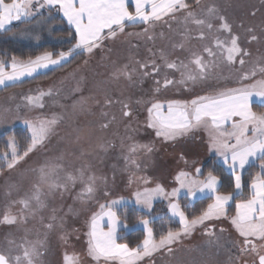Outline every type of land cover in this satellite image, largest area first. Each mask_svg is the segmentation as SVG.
Segmentation results:
<instances>
[{
  "label": "rangeland",
  "instance_id": "374dc122",
  "mask_svg": "<svg viewBox=\"0 0 264 264\" xmlns=\"http://www.w3.org/2000/svg\"><path fill=\"white\" fill-rule=\"evenodd\" d=\"M187 2L194 3V0ZM209 6H214L218 14L226 18L232 27V33L239 37L240 47L249 53L243 57L246 61L243 66L239 59L233 65L218 60L219 66L210 70L207 79L195 84H174L156 92V81L159 80L162 84L165 74L176 81L181 78L179 71L163 66L161 51L169 61L175 60L177 63H187L192 52L202 54L207 60L209 58L203 53V48L206 45L212 46L213 36L230 40L227 32H217L215 28L212 33L204 29L206 39H198L195 26L189 25L192 30L191 38L183 41V49L174 47L183 40L181 33L184 27L180 22L183 13H178L176 20L159 22L149 30L148 35L153 39H148V36H129V33L142 32L147 25L128 23L131 26L125 27L123 33L118 32L115 38L105 39L101 47L94 49L91 54L83 52L76 63L65 69H58L48 77L25 81L36 78L39 73L60 67L68 60L55 67L49 65L52 68L47 70L38 69L31 76L25 75L16 82H9L7 86L0 85V134L20 127L25 130L26 140L29 139L30 143L31 132L24 121L36 122L38 118H51L53 115L58 117L54 134L43 146L30 152L12 169H8L4 163V153H8L10 159L9 140L15 141L19 153L25 145L22 146L14 136L4 140L5 147L0 149V219L9 206L14 215H19L21 205L12 202L19 201L32 192L33 185L39 182L38 172L32 169H37L46 161L52 160L63 166V171L60 172L62 180L66 173L77 175V170L81 168L85 169L86 174L103 178L97 181L95 197L87 203L75 198L82 188L77 181L75 185L69 183L68 190L63 195L59 191L51 196L46 195L47 206L35 215H27L24 221L18 220L15 224L0 223V251H8L10 240L15 242L11 246L13 255L20 252L15 245L23 243L25 239L42 240V264H64L65 253L78 254L80 264H96L86 254L85 234L88 231L86 221L92 213L98 211L100 203L123 198L116 211L125 204H133L144 213H153L155 210V215L146 217L151 220L158 218L162 212L172 216L168 208L170 201L178 203V198L182 196L192 199L203 195L197 192L194 197H189L187 188H184L175 197H156L151 209H148L136 204L133 193L144 188H155L157 184L162 185L166 192H171L180 187L175 180L178 172L185 171L192 178L199 179L196 177V169L201 164L196 166L195 162L201 158V163H204L211 155L217 156L215 150L209 151V135L207 131L203 133L204 128L198 129L199 135L203 129V137L198 136L194 144L188 142V135L174 141H164L163 138L156 137L155 130L147 126V108L150 107L148 101H191L199 96H214L219 91L240 87L239 77L244 72L264 66V0H201V8L206 9ZM129 7L132 11L135 10L131 5ZM196 11L198 15H202L200 8ZM211 22L218 28V19ZM252 36L257 39L252 40ZM75 43L76 34L71 47ZM213 50L219 51L214 46ZM11 59L7 62L11 63ZM137 60H154L161 65L160 74L143 78L137 74L133 75L131 81L123 76L119 79L113 77L112 73L125 64L138 68L135 64ZM5 71L11 72L12 69L6 68ZM148 71L151 72V68ZM255 78H260L259 73ZM252 82L251 79L243 81L244 84ZM14 83L15 86L9 87ZM50 89L52 94L43 97V108L29 106L24 99L25 96H36L41 91L47 93ZM108 100L111 103H106ZM125 103L131 112L127 117L123 115ZM252 103L264 105L256 97H253ZM163 111L167 112L166 103ZM105 124L107 127H103ZM132 144H147L152 148L151 152L140 149L135 153L133 158L139 167L125 161V156L130 155L129 147ZM217 157L216 160H223L222 157ZM241 171L238 173L241 174ZM43 190L47 193L46 187ZM106 192L108 195H105ZM53 215L56 216L55 220L51 219ZM173 218L179 223L178 218ZM225 222L215 220L209 225L205 222L204 225L197 226L191 235L181 238L188 237L186 247L174 249L173 244L170 253L167 249H160L150 257L143 258L138 264H230L228 238H222L217 233L210 238L201 236V232H206V229L209 232H222L218 228L227 229ZM48 224L53 227L47 228ZM134 226L142 230L143 241L146 236L143 225L138 221ZM131 229L132 226L126 229L121 227L120 236L126 235ZM117 243L124 244L118 240ZM100 264L104 262L101 261Z\"/></svg>",
  "mask_w": 264,
  "mask_h": 264
},
{
  "label": "snow or ice",
  "instance_id": "6c2138e0",
  "mask_svg": "<svg viewBox=\"0 0 264 264\" xmlns=\"http://www.w3.org/2000/svg\"><path fill=\"white\" fill-rule=\"evenodd\" d=\"M130 5L134 7V12L129 11ZM56 6L59 7L68 23L75 28L76 43L67 52L61 51L55 59L52 58L53 53L46 51L35 58L29 57L25 60L13 56L11 63L0 60V85L7 86L9 82H16L25 75L31 76L38 69L47 68L49 65H60L76 54L77 50L91 54L94 49L101 47L105 39L115 38L118 32L123 33L126 23L147 25L142 32L129 33V36H148V39H153L151 35H148L149 30L159 22L168 23L169 19L176 20L178 13H183L180 20L184 27L181 33L183 40L174 47L183 49V41L191 38L192 30L188 27L189 25L195 26L198 39H206L204 29L212 33L215 28L217 32H227L230 40H221L218 36H213L212 46L206 45L203 48V53H206L209 58L207 60L202 54L192 52L187 63L184 61L177 63L175 60L169 61L165 53L161 51L160 59L163 61V66L166 69L179 71L181 78L176 81L165 74L162 84L159 80L156 81L158 85L156 92L174 84L187 85L189 82L195 84L207 79L210 70L219 66L218 60L233 65L239 59L240 65L243 66L246 63L243 57L249 55L247 50L240 47L239 37L232 33V27L226 18L220 16L214 6L201 8V0H194V3H188L187 0H43V3L40 0H11V2L0 0V30H7V26L14 21L31 18L44 7ZM198 8L201 9L202 15L197 14ZM213 19L220 21L218 28L211 22ZM248 31L251 32V29ZM251 39L256 40L257 37L252 36ZM213 46L219 51H214ZM135 64L138 68L125 64L122 68L116 69L112 73L113 77L119 79L123 76L131 81L133 75L137 74L141 78L160 74L161 65L156 64L154 60L145 62L137 60ZM6 68H11L12 71L7 72ZM149 68L151 72L148 71ZM258 73L260 78L256 79ZM239 79L240 87L219 91L214 96H199L191 101H148L150 107L147 108V126L154 129L156 137L163 138L164 141H174L196 129L204 128L209 135V151L215 150L217 156L222 157L223 163L231 169L235 180L234 191L220 192L219 177L213 175L211 171L203 180L192 178L190 173L180 171L175 176L180 187L174 188L171 192H166L160 184H157L155 188H144L142 191L134 192L136 204L148 209H151L156 197H175L184 188H187L189 197H194L197 192H207L212 197V202L198 216H193L191 219L181 210L178 203L170 201L169 212L172 217L179 218L180 227L177 230L169 228L166 233L160 235L158 240L155 239L153 230L149 227L151 221L146 217L140 218L139 223L143 225L146 236L134 248L117 243V240L122 238L119 229L129 227L126 220H121L115 210L123 198L100 203L98 211L92 213L86 221L88 231L85 234L87 236L86 254L96 264H100L101 261L104 264H138L143 258L150 257L160 249H167L170 253L171 246L179 242L182 237L191 235L197 226L204 225L206 221L212 219L227 218L226 207L239 195L242 187L241 174L237 172V169L242 170L256 160L261 161L259 165L261 172L250 185L252 195L247 200H238L235 205V215L230 217L231 225L242 238V243L233 242L234 245H238L239 255L234 261L230 260V264H238L241 258L247 255L255 256L253 264H264V112H254L251 108L253 97L259 98L264 103V66H257L251 71L244 72ZM249 79L253 82L243 83ZM51 94L50 89L47 93L41 91L36 96L29 95L24 99L29 106L43 108V97ZM106 103L111 101L108 100ZM165 103L166 113L163 111ZM128 108V104H123L125 117L131 115ZM24 123L31 132L30 143L21 155L17 151L15 141L9 140L10 159L9 154L4 153V163L8 169L14 168L30 152L44 145L54 134L58 117L53 115L51 118H38L36 122L26 120ZM140 149L152 151L147 144H132L129 147L130 155L125 156V161L139 167L133 157ZM181 158L183 159V156ZM32 171L38 172L39 182L33 185L30 194H26L19 201L12 202V204L21 205L19 215H14L9 206L0 219V223L15 224L18 220L24 221L27 215H35L47 206L46 195H54L57 191L63 195L68 190V184L75 185L77 181L82 188L75 198L82 203H87L95 197L97 181L103 179L94 174H86L85 169L81 168L77 170V175L66 173L62 180L60 172L63 171V166L52 160L46 161ZM201 171L197 168L196 175L199 176ZM44 187L47 188V193L44 192ZM105 195L108 193L106 192ZM69 211L72 209L69 208ZM51 219L55 220L56 216L53 215ZM46 227L51 229L53 225L48 224ZM221 231L223 232V229ZM206 234L215 235L207 229ZM8 243L10 245L8 251H0V264H42L40 258L44 254L41 251L44 241L25 239L23 243L15 245L20 250L16 255L12 254L11 247L15 242L10 240ZM64 264H80L79 255L65 253ZM243 264H248V261L244 260Z\"/></svg>",
  "mask_w": 264,
  "mask_h": 264
},
{
  "label": "trees",
  "instance_id": "16d2710c",
  "mask_svg": "<svg viewBox=\"0 0 264 264\" xmlns=\"http://www.w3.org/2000/svg\"><path fill=\"white\" fill-rule=\"evenodd\" d=\"M128 26L131 25L126 23L125 27ZM74 41V31L68 26L57 7H51L30 19L13 23L7 30L0 32V60L9 61L13 56L20 59H27L29 57L34 58L46 51L56 56L61 51L67 52ZM82 55L83 52L77 50L76 54L72 55L62 66L39 73L35 76L36 78L26 79L25 81L48 77L58 69H65L71 64L76 63L78 58ZM19 83L21 84V82ZM15 85L14 83L9 87ZM252 109L256 112H263L264 105L252 104ZM10 136L17 138L22 146L25 145V148L29 144V139L26 140L25 130L16 127L6 133L0 134V149H4V140ZM25 148L23 150L21 149L20 154L25 151ZM260 164V160L252 162L241 171L242 187L239 195H237L228 206L230 212L234 210L235 203L238 200H245L250 197V185L254 178L261 172ZM201 170V174L199 175L200 178L206 177L209 171H211L213 175L219 177L220 192L227 193L234 191L232 174L224 169L214 156H210L201 165ZM211 201V196L195 199L191 202L185 196L178 198V204L181 206V210L185 212L189 219L193 216H198ZM158 204H160V202H158ZM117 212L121 220H126L127 224L132 226L131 231L121 236V239H118L119 242L127 244L129 248L136 247L142 241L143 232L141 229L134 226L136 222L142 217H151L153 214L155 215L157 213L155 210L152 211L153 213H144L133 204H125L121 206ZM150 221L149 227L153 230V236L157 240L160 235L166 233L169 228L177 230L180 227L177 220L169 216L166 212H162L158 218L151 219Z\"/></svg>",
  "mask_w": 264,
  "mask_h": 264
},
{
  "label": "crops",
  "instance_id": "0c3cea01",
  "mask_svg": "<svg viewBox=\"0 0 264 264\" xmlns=\"http://www.w3.org/2000/svg\"><path fill=\"white\" fill-rule=\"evenodd\" d=\"M5 2H11V0H5ZM40 2L41 3H43V0H40ZM57 7V9H58V11L60 12V10H59V7L58 6H56ZM48 8H51V7H44V8H42V9H40V11L38 12V13H36L35 15H33L32 17H34V16H36L37 14H41V12H44L45 10H47ZM129 10H130V12H134V11H132L131 10V7H129ZM61 14H62V12H60ZM62 16H63V14H62ZM31 17V18H32ZM64 17V16H63ZM30 19V18H29ZM23 20V19H22ZM64 20L66 21V23L68 24V26L75 32V28L72 26V25H70L69 23H68V21H67V19L64 17ZM16 22H19V21H14L13 23H16ZM12 23V24H13ZM128 24V23H127ZM10 26V25H9ZM9 26H7V28L9 27ZM1 31H3V30H0V32ZM41 55V54H40ZM57 56V55H56ZM56 56H53L52 58L53 59H55L56 58ZM35 58V57H34ZM56 65H54V66H52V67H55ZM52 67H47V68H45L44 70H47V69H50V68H52ZM43 70V71H44ZM252 104H256V103H252ZM252 104H251V108H252ZM229 126H231V124L229 123L228 124V127ZM199 130L198 129H196V130H194V131H192V132H190L189 134H188V142H190V143H192V144H194V143H196V140H197V137L198 136H200V138L201 137H203V133H206V130L204 129V132H203V129H201V131H200V135H199ZM203 132V133H202ZM205 138V137H204ZM202 154V150H201V152H200V154H199V157H200V155ZM211 156H214L215 158H218L216 155H211ZM200 159L201 158H199V161H196L195 162V165L196 166H199L200 164L202 165L203 163H201V161H200ZM207 160V159H206ZM205 160V161H206ZM223 167H224V169H226L228 172H230L231 173V170L229 169V167L227 166V165H225L224 163H223V160H217ZM231 161H229V163H230ZM200 169H201V166L199 167ZM189 171H191V170H189ZM241 171V169H237V172H240ZM232 174V173H231ZM232 176H233V174H232ZM196 177H198L199 179H204V178H200L199 176H196ZM255 179V178H254ZM254 181V180H253ZM233 182H234V189H235V180H234V177H233ZM253 183V182H252ZM251 183V184H252ZM239 192H240V190H239ZM205 194V195H204ZM250 194L252 195V189L250 188ZM251 195H250V197H251ZM206 196H210L207 192H205V193H203V195L202 196H200V197H195V198H192V199H190V198H188V200L191 202V201H193V200H195V199H199V198H203V197H206ZM250 197H248L247 199H249ZM247 199H245V200H247ZM212 202V201H211ZM231 202H232V200L229 202V204H228V206L231 204ZM237 203V202H236ZM236 203H235V205H236ZM228 206L226 207V212H227V218H225V217H222V218H220L219 220H217V222H220V220H225L226 222H225V224H226V227H227V229L226 228H218V231H221V229H223V232H214V233H217V234H219V235H221V237L222 238H228V247H229V256H230V260H235V257L236 256H238L239 255V251H238V245H234V241H240L241 243H242V238L241 237H239V235H238V233L236 232V230L234 229V227L231 225V222H230V217L231 216H233V215H235V211H236V208H234V210L232 211V212H230L229 210H228ZM228 212H229V214H228ZM176 218H178V217H176ZM179 219V218H178ZM216 219H212V220H210V221H206V223H207V225H209L210 223H213V221H215ZM218 226H220V225H218ZM201 236L202 237H206V238H210V237H213L214 235H208V234H206V232H201ZM188 238V237H187ZM187 238L186 239H182V240H180L179 242H177V243H174L175 244V248L174 249H177V248H181V247H186V241H187ZM259 243V242H258ZM158 251H160V250H158ZM255 259V256L254 255H247V256H244V257H242L241 258V260L238 262V264H243V261L244 260H247L248 261V264H253V260ZM212 260V259H211ZM203 264V263H202Z\"/></svg>",
  "mask_w": 264,
  "mask_h": 264
}]
</instances>
